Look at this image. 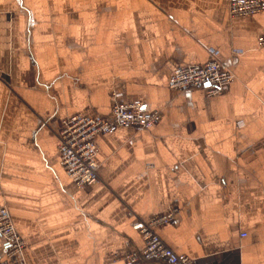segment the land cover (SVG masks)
Returning a JSON list of instances; mask_svg holds the SVG:
<instances>
[{
    "label": "crops",
    "instance_id": "1",
    "mask_svg": "<svg viewBox=\"0 0 264 264\" xmlns=\"http://www.w3.org/2000/svg\"><path fill=\"white\" fill-rule=\"evenodd\" d=\"M230 0H0V206L25 241L5 264H125L140 221L207 264H264V11ZM212 57L221 94L169 86ZM161 112L152 128L94 141L101 180L78 186L59 162L72 114L108 116L114 101ZM146 264H168L149 262Z\"/></svg>",
    "mask_w": 264,
    "mask_h": 264
},
{
    "label": "built area",
    "instance_id": "2",
    "mask_svg": "<svg viewBox=\"0 0 264 264\" xmlns=\"http://www.w3.org/2000/svg\"><path fill=\"white\" fill-rule=\"evenodd\" d=\"M264 11V0H230L231 15L248 16ZM264 37H260L262 42ZM233 74L224 62L212 57L202 64H189L176 68L169 79V86L177 91L193 88L205 90L209 95L221 94L232 82ZM114 93V101L108 116L72 114L61 121L56 135L59 162L65 172L80 187L93 186L101 178L96 160L98 148L94 141L99 134L114 132L119 127L150 129L161 120V112L149 108L142 100L122 101ZM180 204L175 203L165 214L155 215L148 221H140L139 231L145 245L121 255L125 264L166 262L168 264H207V257H191L171 248L155 231L158 224L173 222ZM0 235L7 246V254L22 253L25 241L17 231L7 207L0 206ZM0 264H5L0 262Z\"/></svg>",
    "mask_w": 264,
    "mask_h": 264
}]
</instances>
